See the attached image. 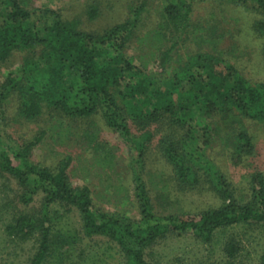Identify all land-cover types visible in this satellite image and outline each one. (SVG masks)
Masks as SVG:
<instances>
[{
  "label": "rangeland",
  "instance_id": "374dc122",
  "mask_svg": "<svg viewBox=\"0 0 264 264\" xmlns=\"http://www.w3.org/2000/svg\"><path fill=\"white\" fill-rule=\"evenodd\" d=\"M87 1L94 2L100 9L99 16L91 22H83L79 16L82 4ZM215 1L28 0L27 6L61 10L71 18L80 17L82 30L90 32L109 28L125 19L133 20L135 11L136 27L128 37L122 54L131 64L140 66L154 78L170 76L171 70L190 55L211 51V46L205 41V30H213L209 35H215L220 29L214 24L216 18H230L231 22L225 24L226 30L235 23L241 28L236 36L238 47H227L230 39L225 36L221 46L227 53L221 55L219 62L225 61L223 64L228 66L229 72L234 71L249 82L264 81V39L251 28L264 15L252 9ZM173 2L182 9L179 13L177 11L174 21L179 31L162 16L164 8ZM131 5L136 8H131ZM171 32L176 37L180 32V38L175 39L176 47L161 65L160 55L167 49L168 41L174 40ZM185 34L188 36L186 39ZM19 61V54H15L11 64L10 60L0 64V81ZM117 102L123 110L122 98L117 97ZM13 107L12 101L7 110L4 132L17 140L40 135L41 140L33 149L31 161L41 165L54 166L60 159L69 156L71 160L67 172L71 184L87 186L93 207L119 224L144 226L171 215H192L226 205L228 200L217 194L208 179L207 163L214 165L229 183L232 196L238 203L250 200L251 176L261 173L264 177L262 120H251L241 115H229L221 120L220 113L210 114L208 120L215 122L217 129H213L207 146L201 143L200 150L192 152L196 163L186 157L190 170L199 174L195 183H187L177 177L166 153L167 145L180 140L185 131L183 127L169 122V114L154 120L150 116L153 113L146 111L145 106L137 113L121 111L127 130V133H121L108 128L100 113L70 119L45 111L27 121L17 118ZM238 129L244 130L251 138L253 149L249 154L235 151L230 134ZM0 138L5 141V137L0 135ZM187 146V150L192 147L189 143ZM137 175L145 183L151 218H145L140 209ZM16 199L15 181L0 174V264H30L41 239L38 232L24 238H12L5 232V224L16 212H36L37 217L42 216V212L39 215L37 212L42 206L38 196L26 205L17 204ZM47 213L48 220L43 222L48 227L49 253L40 264H127L128 260L114 238L104 234L89 235L82 230L80 215L75 207L54 204L48 206ZM228 242L233 243V256H228L225 251ZM143 258L146 264H264V227L246 223L221 227L207 242L190 233L166 232L143 249Z\"/></svg>",
  "mask_w": 264,
  "mask_h": 264
},
{
  "label": "trees",
  "instance_id": "16d2710c",
  "mask_svg": "<svg viewBox=\"0 0 264 264\" xmlns=\"http://www.w3.org/2000/svg\"><path fill=\"white\" fill-rule=\"evenodd\" d=\"M27 1L0 0V64L9 60L11 64L15 54L20 57L19 63L0 81V135L5 137V141L0 138V174L15 181L17 204H29L34 196H38L42 204L37 211L38 215L42 212V216L37 217L36 212H16L4 228L12 238L39 233V247L30 264H40L48 256V227L43 220H48L47 208L54 204L75 207L86 234H104L114 238L122 248L127 264H146L143 249L166 232L190 233L207 242L221 227L238 223L264 227V177L261 173L251 176L250 200L238 203L232 196L229 183L214 165L207 163L208 179L217 194L228 200L226 205L192 215H171L144 226L119 224L93 207L87 186L71 184L67 172L69 156L54 166L41 165L31 161L33 149L41 140L40 135L17 140L4 132L7 110L12 101L19 119L28 121L45 111L70 119L100 113L108 128L121 133H127L121 111H142L145 106L146 111L153 113L150 116L154 120L169 114L171 124L185 129L180 140L167 145L166 153L177 177L182 182L195 183L199 174L190 170L186 157L192 159V152L197 153L201 143L207 146L213 129H217L215 122L208 120L210 114L220 113L221 120L229 115H241L264 121V81L249 82L234 71L229 72L228 66L223 64L225 61L219 62L221 55L227 53L221 46L225 36L231 40L227 47H238L236 36L241 28L236 23L226 30L225 24L231 19L214 16V24L220 28L218 33L209 35L213 30L207 29L204 32L212 52L199 51L190 55L171 70L170 76L154 78L140 66L131 64L122 54L136 27L135 11L133 20L125 19L109 28L90 32L82 30L80 17L71 18L66 12L46 7L29 8ZM175 3L166 6L162 16L176 28L175 15L182 9ZM216 3L240 6L264 15V0H217ZM79 13L83 22H91L99 16L100 9L94 2L87 1ZM252 26L264 39V18ZM175 30L179 31L178 28ZM171 33L174 40L168 41L167 49L160 55L161 65L176 47L175 39L180 38V32L177 37ZM117 97L122 98L123 110H120ZM232 132L235 151L251 153L253 143L250 136L242 129ZM188 143L192 147L187 150ZM135 180L140 209L145 218H151L145 183L139 175ZM232 250L233 243L228 242L225 246L228 256H233Z\"/></svg>",
  "mask_w": 264,
  "mask_h": 264
}]
</instances>
